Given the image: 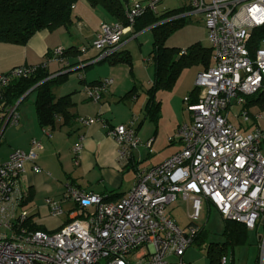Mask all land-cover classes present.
Returning a JSON list of instances; mask_svg holds the SVG:
<instances>
[{
  "label": "built area",
  "instance_id": "1",
  "mask_svg": "<svg viewBox=\"0 0 264 264\" xmlns=\"http://www.w3.org/2000/svg\"><path fill=\"white\" fill-rule=\"evenodd\" d=\"M160 0H135L127 8L126 25L101 22L91 41L102 60L119 51L123 36L146 10L155 11ZM188 10L174 15H201L212 48L211 65L197 73V101L188 104L189 121L180 124L169 142L181 148L161 163L138 169L130 190L118 200L104 201L66 184L64 198L75 202L68 221L55 230H32L24 209L19 177L26 162L34 164L43 145L31 139L27 151L13 150L0 162V264H190L183 256L200 228L195 224L204 199L223 219L243 224L249 230L264 229V129L260 114L243 108L245 97L264 94V37L252 43L254 33L264 28V0H187ZM62 48L53 58L64 62ZM184 49L180 51L183 53ZM51 59V58H50ZM46 60L42 67L47 66ZM37 66L20 65L0 73V130L18 123L17 103L5 106L3 89L13 80L34 73ZM113 83L105 77L84 84L92 102H99ZM239 111L229 120L233 106ZM96 118H79L82 125ZM137 118L113 126L109 135L117 147V160L124 163L139 146ZM151 139L145 143L150 148ZM80 146L74 151L78 152ZM178 197L190 202V222L179 228L167 208ZM50 214L59 216V201L45 199ZM82 215V216H80ZM264 254V235L259 238ZM227 255L218 264H227Z\"/></svg>",
  "mask_w": 264,
  "mask_h": 264
},
{
  "label": "crops",
  "instance_id": "2",
  "mask_svg": "<svg viewBox=\"0 0 264 264\" xmlns=\"http://www.w3.org/2000/svg\"><path fill=\"white\" fill-rule=\"evenodd\" d=\"M73 15L75 17L74 23L69 27L36 31L25 44L0 42V73L7 72L11 68L20 65L37 66L46 62L47 59H49L47 69L50 72H55L61 67V64L53 58L54 50L57 48L65 50L71 46L81 50V53L74 59L78 63L68 69L70 73L83 70V74L78 76L79 88L67 92L72 93L71 99L74 103L69 109L75 116L71 124L61 125V119L58 118L54 127L41 128L37 123L33 103V110L30 107L28 111L27 109L24 111L23 106H18V123L14 126L7 124L0 130V142L4 139L8 147L4 159H7L13 150L27 151L31 139L41 141L43 148L39 151L34 162L38 169H33L32 162H26L19 177V185L22 191L30 196L23 207L27 210L30 222L33 224L38 223V225L45 227L46 218L41 217L36 221L33 215L36 216L37 214L40 217L39 213L41 212L44 213L43 216L50 214L49 207L45 202L46 198L59 201L65 218L56 223L55 229L67 222L70 217L68 215L69 211L77 207L73 200L64 198L66 184H71L73 188L83 192L99 194L103 197H110L109 192L114 191L120 193L117 198L119 199L132 187L138 169L157 165L181 148L178 142L167 140V134L169 133L163 135L158 129L157 133L153 134L150 148L145 147L146 141L149 140L148 137L152 134L151 125L144 117V105L147 95L144 92L145 90L139 89L137 83L141 82L140 84L148 87L152 83L154 69L151 63L147 61L150 51L147 55L140 52L144 66L138 62L136 65L135 61L132 62L131 68L124 63L110 65L104 59L92 61L91 58L97 52L91 47L88 49L85 47L91 45L100 23L112 22L113 19L101 8L89 6L85 0H80L75 4ZM147 29L150 30V28H145L135 32L132 28L128 34L123 36L124 44L120 50L128 51L125 49L126 45L137 39V36ZM82 48H85V50H82ZM128 52L130 54V51ZM52 63L55 66L51 67ZM202 70L203 68L198 66V72ZM122 71L128 72L129 81L126 78L123 79L122 83L119 81L118 73ZM61 72L64 73L65 71ZM131 75L135 76V81ZM107 76L113 78L112 85L102 94L99 102L90 101L83 91V85ZM68 78L67 76L66 81ZM195 78L190 77L188 89L182 90L180 94L178 91L175 92V96L179 94L178 99L181 98L184 101V98L189 96V92L195 88ZM80 80L85 83L82 84ZM143 81L145 83H142ZM65 82L52 89L55 97H58V95H55L54 91L58 92ZM130 91L132 92L129 94ZM175 102L177 100L173 103ZM133 116L137 118L136 133L140 143L131 152L127 160L122 163L117 160V147L108 133L113 126L126 123ZM189 116L188 112V117L183 116L181 122H188ZM82 117L96 118L97 120L90 125H82L78 122V118ZM182 123H177L172 131H175ZM7 128H9L8 131H6ZM15 134L20 135V137H16ZM76 146H80L78 152L74 151ZM160 151H165L160 161L151 164L142 163L148 155ZM129 166L134 170L132 177L126 172Z\"/></svg>",
  "mask_w": 264,
  "mask_h": 264
},
{
  "label": "trees",
  "instance_id": "3",
  "mask_svg": "<svg viewBox=\"0 0 264 264\" xmlns=\"http://www.w3.org/2000/svg\"><path fill=\"white\" fill-rule=\"evenodd\" d=\"M78 1L80 0H0V42L25 44L36 31L69 27L74 23L75 17L73 15V9ZM85 1L91 7L101 8L113 19L112 22L122 23L123 25L127 24L125 15L127 8L131 5L129 0ZM183 10H188L187 3L182 8L166 10L161 13L157 12V8L154 12L146 10L135 19L132 26L135 32L150 28L152 33L151 50L148 54L147 61L153 66L154 74L152 83L145 92L147 98L144 105V117L148 114L152 117L158 114L160 102L155 98V89L159 87L162 89L173 88L182 70L191 65H197L203 68V70L211 65L212 48L210 45L205 47L199 42L192 43L185 48L166 45L167 38L174 30L184 24V17L172 18L174 15L184 12ZM260 37H264V28L254 33L252 43L257 44ZM85 48L88 49L89 46ZM85 48H82V50H85ZM182 49H184V52L180 53ZM80 53V49L71 46L63 50L62 57H64L65 61L60 62L61 67L55 72H50L47 67H42L43 63H41L37 65L36 70L31 75L10 82L2 92L4 105H14L23 96L17 103L18 108L27 96L34 94L36 119L41 128L54 127L58 118L61 119V125L71 124L75 118L74 114L69 110L74 105L71 99L72 93L55 97L52 89L66 81L68 73H70L67 70L78 63L74 59ZM104 60L108 61L110 65L124 63L130 68L132 66L131 56L125 50H119L104 58ZM61 71L65 72L62 73ZM80 82L82 84L85 83L83 80H80ZM131 92L128 93L130 94ZM197 95L198 91L196 88L191 90L189 96L186 97L188 104L195 103L197 101ZM245 101L243 108L247 109L251 105H258L262 108L264 107V94L257 93L246 96ZM109 193L111 196L103 197L104 201L118 200L117 198L120 193L114 191H110ZM29 198V194L23 192L22 204H26ZM223 220L225 223L223 234L227 239L225 243L230 245L245 243L247 228L241 223L226 219ZM28 222H30V218ZM28 224L32 230H45L43 227L31 222ZM202 235L200 229L195 240L200 241ZM225 250L226 244H207L206 256L209 264H218L219 258L222 255H226L224 254ZM255 264H259L258 261H255Z\"/></svg>",
  "mask_w": 264,
  "mask_h": 264
},
{
  "label": "rangeland",
  "instance_id": "4",
  "mask_svg": "<svg viewBox=\"0 0 264 264\" xmlns=\"http://www.w3.org/2000/svg\"><path fill=\"white\" fill-rule=\"evenodd\" d=\"M133 1L135 0H129V3L132 4ZM140 1L141 3H146L147 0ZM186 3L187 0H160V2L157 4V12L161 13L166 10L182 8L183 5H185ZM151 41L152 33L149 29H147L142 31L137 36V39L132 40L126 45L125 49L130 51V54L132 56L131 61L133 60L132 62L135 61L136 65L138 62L140 65L144 66L141 61L140 52H143L144 55H147L150 51ZM195 42H199L205 47L209 46L201 16H185L183 26L173 31V33L167 38L166 45L170 47L185 48ZM52 64L53 65H51V67L55 66L54 63ZM82 71L83 70H79L69 73L68 80L63 85H61L62 87H60L59 91H54L55 95L61 96L67 94V92L69 91L78 89L80 86L78 76L83 74ZM197 72L198 66L191 65L183 70L181 77L178 79V81H176L173 88L162 89L161 87H159L158 89H155L156 92L154 95L156 100H158L160 104L157 115L155 114L152 117L148 114L147 116H145V119L151 125L152 134L148 137L149 139L152 140L153 134L155 132L157 133L158 129V131L163 133V135L169 133L167 134V140L169 141V138L174 134V130L172 131L173 127L177 123H182L181 121L183 116L188 117L186 102L185 100L182 101L181 98L178 99V96L182 90L188 89L190 77L195 78ZM127 73L128 72L126 71L118 73L119 81L121 83L125 80V78L127 81H129V76ZM107 77L112 78L111 76ZM131 77L135 81V76L131 75ZM140 83L141 82L137 83L139 89H142V91L145 90L144 92H146L148 86H144V84L142 85ZM142 83L145 82L143 81ZM177 91L179 94L178 96H175V92ZM176 100L177 102L173 103ZM33 101L34 95L31 94L26 97L19 106H23L24 111L26 109L28 111V108L30 109V107L31 110H33ZM239 109V106L234 105L229 112V120L233 124H238L240 122V118L233 116L234 112H238ZM248 109L251 113L260 114L258 124L261 129H264V107L260 108L258 105H251ZM8 130L9 128L6 129V131ZM15 136L20 137V135L18 136V134H15ZM7 149L8 147L5 144L4 139H2L0 142V162L6 160L4 159V156L7 152ZM164 152L160 151L157 153L150 154L143 160L142 163H156V161H160L162 159ZM126 172L130 174V177H132V174H134V170L131 166L128 167ZM190 212V202L182 199L181 197H178L177 200L167 208L168 217L171 218L175 222V224L182 229L185 228L190 222ZM39 215L40 217L37 214L36 216L33 215V218L36 221L39 220V218L41 217L46 218L47 221L44 224L45 227H43L42 225H38V223L35 225L41 226L44 229L48 230L55 229L56 223L60 219L65 218V215H63V213L59 216H53L51 214H48L47 216L45 215V217L43 216L44 213L41 212L39 213ZM195 224L201 229L203 235L200 241L194 240L192 245L184 253V260L189 262L190 264H209L208 258L206 256V246L209 243H217L219 245L226 244V250L224 254H226L228 258L227 264H255V261H258L259 264H264V254H262V251L259 248V238L261 237V235H264V229L259 228L255 230H248L246 241L243 244L230 245L228 243H225L227 239L226 236L223 234L225 224L223 217L213 205L209 204L204 199L201 201V210L199 212V217L195 221ZM176 260V258H169V262L171 264L174 263Z\"/></svg>",
  "mask_w": 264,
  "mask_h": 264
},
{
  "label": "water",
  "instance_id": "5",
  "mask_svg": "<svg viewBox=\"0 0 264 264\" xmlns=\"http://www.w3.org/2000/svg\"><path fill=\"white\" fill-rule=\"evenodd\" d=\"M69 71V70H68ZM23 97V96H22Z\"/></svg>",
  "mask_w": 264,
  "mask_h": 264
}]
</instances>
